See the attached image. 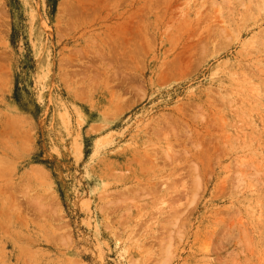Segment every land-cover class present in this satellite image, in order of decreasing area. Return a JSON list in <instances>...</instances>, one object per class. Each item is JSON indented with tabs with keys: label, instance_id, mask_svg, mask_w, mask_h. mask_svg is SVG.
<instances>
[{
	"label": "rangeland",
	"instance_id": "1",
	"mask_svg": "<svg viewBox=\"0 0 264 264\" xmlns=\"http://www.w3.org/2000/svg\"><path fill=\"white\" fill-rule=\"evenodd\" d=\"M0 264H264V0H0Z\"/></svg>",
	"mask_w": 264,
	"mask_h": 264
}]
</instances>
